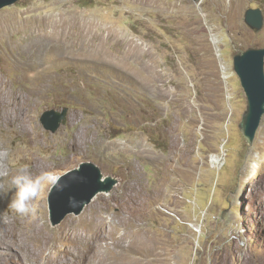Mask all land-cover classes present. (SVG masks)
<instances>
[{"label": "rangeland", "instance_id": "rangeland-1", "mask_svg": "<svg viewBox=\"0 0 264 264\" xmlns=\"http://www.w3.org/2000/svg\"><path fill=\"white\" fill-rule=\"evenodd\" d=\"M249 9L260 10L257 32L245 23ZM54 25L72 52L50 44ZM250 48H264V0H20L0 9V77L31 103L41 139L31 148L60 165L50 171L62 190L46 188L36 205L49 233L105 218L150 240L139 264H264V114L249 144L233 70ZM64 108L65 124L46 130L42 113ZM83 161L119 184L53 227L48 196L59 211L75 208L78 184L67 174ZM0 264L45 258L27 261L0 235Z\"/></svg>", "mask_w": 264, "mask_h": 264}, {"label": "bare ground", "instance_id": "bare-ground-1", "mask_svg": "<svg viewBox=\"0 0 264 264\" xmlns=\"http://www.w3.org/2000/svg\"><path fill=\"white\" fill-rule=\"evenodd\" d=\"M47 36L59 54L72 52V43L62 27L55 26ZM76 39L80 43L87 41L81 34ZM30 106L31 103L26 102L22 93L9 91L7 83L0 77V184L5 188L9 187L11 176L25 165L33 176L51 170L53 166H60L52 163L50 155L40 157L31 148L39 145L41 139L38 128L29 117ZM21 138L26 140L29 148L22 149ZM63 142L62 138L56 140L59 144ZM3 148L9 149L7 155L10 159L7 162L1 152ZM16 159L23 163H17ZM218 164L220 161L215 163L216 166ZM12 195L9 192L7 198L0 199V235L6 238L8 246L31 263H38L45 258V264H139L140 258L147 257L151 249L150 240L144 242V239L133 235L137 233L136 230L129 231L124 222L105 218L82 224L68 221L57 235H51L36 214L21 218L9 210L8 203ZM34 203L37 205V200ZM119 230L122 232L119 233Z\"/></svg>", "mask_w": 264, "mask_h": 264}, {"label": "water", "instance_id": "water-1", "mask_svg": "<svg viewBox=\"0 0 264 264\" xmlns=\"http://www.w3.org/2000/svg\"><path fill=\"white\" fill-rule=\"evenodd\" d=\"M18 1L20 0H0V9ZM245 23L255 32L259 31L262 28L260 10H247ZM233 70L239 79L247 103V110L242 115L239 126L243 136L251 144L264 114V48H250L235 55L233 57ZM66 115L67 108L61 112L50 109L42 113L40 121L46 130L55 132L61 124H65ZM72 174L76 177L78 184L77 187H73L78 205L75 208L73 206L66 209L62 208V211H59L49 195L47 199L49 222L53 227L61 224L69 214L80 215L84 207L93 198L99 194L108 195L119 184L117 176L104 173L97 164L91 161L81 162L79 167L67 174V177Z\"/></svg>", "mask_w": 264, "mask_h": 264}, {"label": "clouds", "instance_id": "clouds-1", "mask_svg": "<svg viewBox=\"0 0 264 264\" xmlns=\"http://www.w3.org/2000/svg\"><path fill=\"white\" fill-rule=\"evenodd\" d=\"M60 180L61 177L50 170H44L33 176L25 165L11 176L8 188L0 184V199L7 198L9 192H12L13 195L8 203L9 210L21 218L34 216L37 212L34 201L42 196L46 188L48 191L62 190L63 185Z\"/></svg>", "mask_w": 264, "mask_h": 264}]
</instances>
